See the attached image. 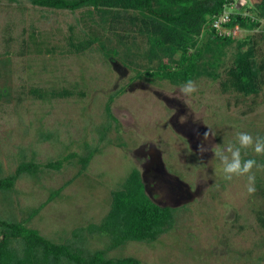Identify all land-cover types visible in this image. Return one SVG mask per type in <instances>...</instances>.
I'll return each mask as SVG.
<instances>
[{
	"label": "rangeland",
	"instance_id": "obj_1",
	"mask_svg": "<svg viewBox=\"0 0 264 264\" xmlns=\"http://www.w3.org/2000/svg\"><path fill=\"white\" fill-rule=\"evenodd\" d=\"M247 1L251 9L257 4ZM135 15L0 0V178L22 162L90 155L84 165L71 158L60 170L42 167L19 176L13 188L0 191V216L64 243L74 229L103 219L112 192L137 168L147 195L175 208L174 226L156 241H129L107 256H134L142 264H264V154L241 149L242 160L257 162L256 190L249 194L246 176L224 180L213 153L197 151L201 143L238 146L240 132L264 137V16H256V26L217 32L232 41L211 43L215 52L199 60L206 71L192 79L197 91L185 96V82L148 74L169 55H152ZM72 37L95 40L77 52ZM250 46L260 67L259 90H223L229 67ZM62 89L73 94L53 95ZM108 243L106 235L88 234L83 248L91 253Z\"/></svg>",
	"mask_w": 264,
	"mask_h": 264
},
{
	"label": "trees",
	"instance_id": "obj_2",
	"mask_svg": "<svg viewBox=\"0 0 264 264\" xmlns=\"http://www.w3.org/2000/svg\"><path fill=\"white\" fill-rule=\"evenodd\" d=\"M31 4L55 9L77 10L89 7L101 12L102 16L114 12L120 17L129 11H137L132 17L140 19L141 31L149 34L152 41V55L158 56V50L167 53L160 58L155 71H148L175 84L192 80L205 69L200 63V56L210 50L213 42L229 43V35L218 34L211 26L214 15L219 14L229 0H28ZM250 8L253 16L233 13L227 27L239 25L253 27L259 24L257 15L264 16V0ZM90 10V9H89ZM253 10V11H252ZM136 19V20H135ZM208 31L207 40L199 44L203 32ZM31 35H35L34 32ZM95 38L75 41L70 39V46L80 52L90 47ZM190 46H197L190 52ZM181 50L178 59L173 54ZM253 46L239 51L235 63L227 71V79L222 81L223 90H234L245 94L256 93L260 88V67L255 60ZM43 97L39 88L31 91ZM73 92L62 89L54 96H69ZM109 109V107H108ZM90 155L81 156L73 152L62 158L42 163L22 162L13 174L0 178V191L13 188L15 181L23 174H36L42 167L53 170L63 168L66 161L78 158L84 165ZM111 207L99 223H89L72 231L64 243H57L44 236L38 229L28 227L17 220L0 216V264H142L134 256L109 257V250L118 248L129 241L153 242L168 232L175 223V208L160 205L153 201L145 191L140 171L134 168L121 187L112 192ZM259 221L264 225V211L259 214ZM103 234L109 238L105 249L93 252L83 248L87 235ZM86 251V252H85Z\"/></svg>",
	"mask_w": 264,
	"mask_h": 264
},
{
	"label": "clouds",
	"instance_id": "obj_3",
	"mask_svg": "<svg viewBox=\"0 0 264 264\" xmlns=\"http://www.w3.org/2000/svg\"><path fill=\"white\" fill-rule=\"evenodd\" d=\"M197 91V86L194 81L188 80L180 86V92L185 95H191ZM212 135L211 131H205L203 138L206 140ZM238 146L229 144L225 148L218 145L209 147L201 143L197 146V151L201 154L208 152L213 153V157L218 159L222 165L223 179L231 181L234 176L247 177V192L252 194L255 192V175L252 169L257 167V162L254 159L242 160L241 149L253 148L256 154H264V137L257 136L255 139L252 135L246 132L237 134ZM201 163H204L201 160Z\"/></svg>",
	"mask_w": 264,
	"mask_h": 264
},
{
	"label": "built area",
	"instance_id": "obj_4",
	"mask_svg": "<svg viewBox=\"0 0 264 264\" xmlns=\"http://www.w3.org/2000/svg\"><path fill=\"white\" fill-rule=\"evenodd\" d=\"M247 0H229L223 10L213 16L211 26L217 31H221L226 26V23L231 20L233 13H241L243 16H253Z\"/></svg>",
	"mask_w": 264,
	"mask_h": 264
},
{
	"label": "water",
	"instance_id": "obj_5",
	"mask_svg": "<svg viewBox=\"0 0 264 264\" xmlns=\"http://www.w3.org/2000/svg\"><path fill=\"white\" fill-rule=\"evenodd\" d=\"M251 2H254V3H259L261 2L262 0H250Z\"/></svg>",
	"mask_w": 264,
	"mask_h": 264
}]
</instances>
